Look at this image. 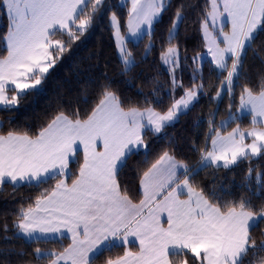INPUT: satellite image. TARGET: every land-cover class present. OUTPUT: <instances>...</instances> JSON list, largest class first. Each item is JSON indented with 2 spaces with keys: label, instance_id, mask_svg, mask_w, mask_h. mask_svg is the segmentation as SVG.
I'll return each mask as SVG.
<instances>
[{
  "label": "snow or ice",
  "instance_id": "snow-or-ice-1",
  "mask_svg": "<svg viewBox=\"0 0 264 264\" xmlns=\"http://www.w3.org/2000/svg\"><path fill=\"white\" fill-rule=\"evenodd\" d=\"M89 5L91 12L86 13ZM103 6L104 0H0V14L8 21L7 55L0 58V106H14L18 96L38 90L67 47L54 37L66 33L69 43L78 40L93 26ZM170 6L171 0H130L128 42L151 35L154 23ZM181 8L168 30L169 45L184 21ZM110 20L121 63L129 71L135 58L115 13ZM229 23L231 30L226 31ZM201 30L210 63L218 76L227 73L213 99L223 91L231 97L244 74L248 50L264 33V0H207ZM198 59L203 57H193V62ZM161 60L174 72L179 66V47H167ZM195 79L179 99L173 96L166 111H158L147 100L143 107H126L105 87L98 103L83 116L78 110L61 111L35 134H0V190L5 184L17 188L35 183L39 187L56 181L16 213L15 237L27 243L46 244L70 234L71 243L60 252L36 248L37 264H96L104 252L135 247L137 242V251L126 248L122 256L107 259L105 264H264V256L256 257L257 251L264 252V243L258 245L251 235L264 224V206L257 212L250 200L224 201L195 183L206 168H230L243 159L264 155V122L258 119L264 118V74L255 87L240 85V110L252 115L250 130L237 126L222 135L215 127L216 113H212L209 137L199 149L200 160L189 165L164 151L139 174L138 202L118 178L129 156L142 148L147 156V133L159 134L174 126L198 101L205 85L195 84ZM172 84L173 91L184 87L175 76ZM8 91L17 94L8 96ZM235 119L230 112L221 127ZM249 137L251 142L246 143ZM207 139H211V148ZM70 162L78 164L75 172ZM256 181L264 186V172L256 174Z\"/></svg>",
  "mask_w": 264,
  "mask_h": 264
},
{
  "label": "trees",
  "instance_id": "trees-1",
  "mask_svg": "<svg viewBox=\"0 0 264 264\" xmlns=\"http://www.w3.org/2000/svg\"><path fill=\"white\" fill-rule=\"evenodd\" d=\"M206 3L207 0H171V6L163 12L159 21L155 22L151 35H145L137 43L128 42V48L133 53L136 64L129 71H125L117 54L110 17L112 13H116L125 29L129 2L104 0V6L93 26L78 40L69 43L66 33H58L54 37L65 42L66 50L46 74L38 90H28L27 95L18 96L19 102L15 107H0V126H2L0 134H6L8 131L35 134L61 111L71 114L78 110L83 116L98 103L105 87L114 91L126 107H143L147 100L158 111H166L173 99L172 82L169 73L160 64V56L167 47L178 46L182 59L181 79L184 86L180 91L181 96L185 88L193 87L194 73L197 74L195 84L203 82L204 90L198 93V101L194 102V106L187 114L179 117L174 126L166 128L159 134L149 132L145 135L147 156L144 150L129 156L118 178L122 185L129 189L134 201H137L135 198L139 191V174L147 170L164 151H170L178 160L195 165L200 160L199 149L205 147L206 138L210 134L208 121L211 114L216 113V127L219 118L236 110L240 100V85L247 83L255 87L259 76L264 74V33H260L247 52L244 74L232 96L230 97L227 91H223L219 98L213 99L220 88L221 80L227 73L218 76L209 59L205 60L201 73H198L194 69L193 62V57L204 52L201 20ZM178 8L183 12L184 21L179 25L177 38L172 41V45H169L168 30L172 26ZM90 12L91 5L86 9V13ZM7 31L8 21L0 14V58L7 55L4 40ZM156 101L161 103L157 104ZM238 123L242 128L252 125V122L245 117L244 120H233L223 128V131L230 130ZM211 135L213 136L214 133ZM210 142L211 139H207L208 148ZM69 166L75 172L78 164L70 162ZM249 169L253 170L251 178H249ZM259 172H264V155L243 159L230 168L215 166L206 168L195 177V183L206 192L214 191L224 201L250 200L253 210L259 212L261 206H264V186L256 181V174ZM55 183V180H50L39 187L35 183L21 184L17 188L11 184L2 186L0 264H37L36 248L59 252L66 246L65 240L50 241L46 244L27 243L15 237L17 230L14 222L21 206L27 207L30 203H34L42 192L51 189ZM5 225L7 231L4 230ZM251 235L258 245L264 243V224L254 229ZM123 253V247L106 251L96 259V264H105L107 259H115ZM260 256H264V252L257 251L256 257Z\"/></svg>",
  "mask_w": 264,
  "mask_h": 264
},
{
  "label": "rangeland",
  "instance_id": "rangeland-1",
  "mask_svg": "<svg viewBox=\"0 0 264 264\" xmlns=\"http://www.w3.org/2000/svg\"><path fill=\"white\" fill-rule=\"evenodd\" d=\"M121 2H122V3L129 2V5H128V11H129V8H130V0H121ZM112 14H113V13H112ZM112 14H111V16H112ZM115 14H116V13H115ZM116 16H117V14H116ZM110 18H111V17H110ZM117 19H118L119 22H120V32H121V35L126 37V41H125V42H126V46H127V48H128V40H127V37H128V35H129V33H128V28H127L128 16H127V18H126V22H125V25H126V28H125V29H123V27H122V22H121V20H120V17L117 16ZM110 23H111V20H110ZM217 23H218V25H219V21H218ZM154 24H155V23H154ZM111 25H112V24H111ZM179 25H180V24H179ZM112 27H113V26H112ZM144 27H147V26H144ZM153 28H154V25H153ZM153 28H152V30H153ZM152 30H151V32H152ZM225 30H226V31H230V30H231V25H230V23L228 24V26H227V28H226ZM114 32H115V29L113 28V33H114ZM201 33H202V30H201ZM144 36H145V35H144ZM202 37H203V33H202ZM114 39H115L116 47H117V39H116L115 36H114ZM203 40H204V37H203ZM131 42H133V43H137L138 41L133 40V41H131ZM222 46H223V45H222ZM128 49H129V48H128ZM117 54H118V56H119V58H120V54H119V51H118V47H117ZM200 56H202L203 59H202V60L198 59V60L194 63V69H195V70L200 69V70L202 71V67H203V64H204L205 60H206V59H209L210 61L212 60L211 54L208 53L207 44H206L205 40H204V52L201 53ZM160 64H161L162 68L165 69V70L169 73V76H170L171 82H172V80H173V76H175V79L177 80V82L182 83V79H181V74H182V59H181V53H180L179 66L175 68L174 72L170 71V66L165 65V64L162 62V60H161V56H160ZM212 65H213V64H212ZM213 66H214V65H213ZM214 68H215V66H214ZM201 71H197V72H198V73H201ZM194 76L197 77V74L194 73ZM39 87H40V85L37 86V88H39ZM181 89H183V88H181V87H177V88H175V90L173 91V84H172V86H171V93H172V95H173L176 99H179V98H180V96H181V94H180ZM27 91H28V90H27ZM15 106H16V105L11 106V107H15ZM2 107H3V106H2ZM230 112L236 117L235 120H244V118L247 117V118L252 122V115H251L248 111H243V112H242V111L240 110V100H239V102H238V105H237V107H236V110H235V111H230ZM228 118H229V114L226 115V116H223V117H221V118L218 119V122H217V125H216V129H217L218 131H220L222 135H227L229 132L232 131L233 128H236L237 126H239L240 129H241L242 131L250 130V129L253 127V125H251V126L248 127V128H242V126L238 123V124H236L234 127H232L230 130H228V131H223V128H224V127H221V121L228 120ZM258 119H261L262 122H264V118H258ZM0 124H1V122H0ZM256 126H257V127H260L261 125L258 124V125H256ZM214 135H215V133H214ZM214 135H213V136H214ZM250 142H251V138L249 137V138L246 139V143H250ZM145 144L147 145V142H146V141H145ZM209 148H211V142H210V147H209ZM141 150H144V149L142 148ZM144 151H145V150H144ZM257 157H258V156L253 157V158H257ZM52 251H53V250H52ZM55 251H56V250H55ZM56 252H57V251H56Z\"/></svg>",
  "mask_w": 264,
  "mask_h": 264
},
{
  "label": "crops",
  "instance_id": "crops-1",
  "mask_svg": "<svg viewBox=\"0 0 264 264\" xmlns=\"http://www.w3.org/2000/svg\"><path fill=\"white\" fill-rule=\"evenodd\" d=\"M41 86V85H40ZM9 88L10 89H14V85H9ZM17 93H16V91H8L7 92V95L8 96H12V95H16ZM0 107H2V106H0ZM4 107V106H3ZM102 150V149H101ZM183 198V197H182ZM134 202H138V201H134ZM130 239H132V238H130ZM62 240H65V241H67V244H66V246L65 247H67L70 243H71V239H70V234H66V238H64V239H62ZM64 247V248H65ZM126 248H131V250H133V251H137L138 250V242H137V244H136V246L135 247H133L132 245H126V246H124L123 247V249H124V251L126 250ZM42 249V248H41ZM42 250H48V249H42ZM60 252V251H59ZM123 255V254H122ZM121 255V256H122ZM118 258V257H117ZM116 259V258H115Z\"/></svg>",
  "mask_w": 264,
  "mask_h": 264
}]
</instances>
